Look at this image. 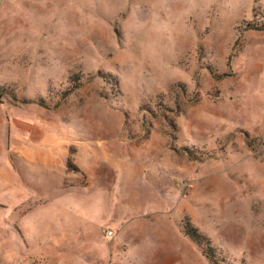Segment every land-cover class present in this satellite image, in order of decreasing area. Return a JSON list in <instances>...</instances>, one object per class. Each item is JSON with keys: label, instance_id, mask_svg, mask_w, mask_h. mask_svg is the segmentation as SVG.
Listing matches in <instances>:
<instances>
[{"label": "rangeland", "instance_id": "rangeland-1", "mask_svg": "<svg viewBox=\"0 0 264 264\" xmlns=\"http://www.w3.org/2000/svg\"><path fill=\"white\" fill-rule=\"evenodd\" d=\"M0 264H264V0H0Z\"/></svg>", "mask_w": 264, "mask_h": 264}, {"label": "trees", "instance_id": "trees-1", "mask_svg": "<svg viewBox=\"0 0 264 264\" xmlns=\"http://www.w3.org/2000/svg\"><path fill=\"white\" fill-rule=\"evenodd\" d=\"M185 232L195 243L204 242L207 244L208 242L210 246V242L207 240V238L204 235H202V233L197 228L193 227L191 224H188L186 226Z\"/></svg>", "mask_w": 264, "mask_h": 264}, {"label": "built area", "instance_id": "built-area-1", "mask_svg": "<svg viewBox=\"0 0 264 264\" xmlns=\"http://www.w3.org/2000/svg\"><path fill=\"white\" fill-rule=\"evenodd\" d=\"M109 235H112V234L109 232Z\"/></svg>", "mask_w": 264, "mask_h": 264}]
</instances>
